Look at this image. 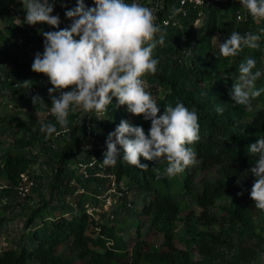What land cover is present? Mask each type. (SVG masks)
<instances>
[{
  "label": "trees",
  "instance_id": "1",
  "mask_svg": "<svg viewBox=\"0 0 264 264\" xmlns=\"http://www.w3.org/2000/svg\"><path fill=\"white\" fill-rule=\"evenodd\" d=\"M57 1L60 6L55 4L53 15L60 17L75 5V0ZM180 1L153 0L155 22L165 41L153 53L159 60L157 72L145 77L146 90L160 106L157 115L178 101L199 115L201 138L193 145L197 163L171 178L162 174L166 161L156 164L141 158L147 170L121 158L113 166L102 164L97 148L102 144L106 151L107 135L122 119L146 133L151 123L117 106L115 98L104 114L70 111L66 130L49 113L42 124H56L59 134L41 131L32 117L49 111L51 85L43 74L32 72L31 65L43 51L42 33L58 29L23 23L24 9L19 10L18 23L2 21V93L11 95L13 106L29 115L27 123L15 115L0 117V135L11 140L0 153V207L8 210L11 199L18 203L14 195L23 176L32 182L25 199L35 195L38 205H21L27 215L18 248L0 251V264H252L264 254V212L255 209L250 198L255 178L248 170L255 157L247 153V146L264 136V93L252 100L250 109L234 105L229 95L240 63L249 57L257 61L253 71L264 72V38L258 49L244 48L230 57L219 53V42L233 31L264 37V27L247 17L238 0H203L200 5ZM7 2L0 0L2 14ZM165 20L168 25H163ZM197 20L200 26L195 27ZM256 86L264 87V75ZM36 95L44 103H33ZM217 105H223V113L215 110ZM37 147L40 151L27 152ZM93 156L97 163L86 167L85 176L78 165H89ZM113 186L122 196L121 204L89 215L85 206L99 208ZM129 192L142 197L141 208L130 213L133 236L117 223ZM4 221L2 217L0 226ZM149 233L160 235L158 245L147 239Z\"/></svg>",
  "mask_w": 264,
  "mask_h": 264
},
{
  "label": "clouds",
  "instance_id": "2",
  "mask_svg": "<svg viewBox=\"0 0 264 264\" xmlns=\"http://www.w3.org/2000/svg\"><path fill=\"white\" fill-rule=\"evenodd\" d=\"M20 2L26 12L23 23H45L58 29L42 33L43 51L35 54L31 65V71L43 74L51 85L47 89L51 100L49 112L56 124L66 130L69 113L76 109L84 115L107 113L115 98L117 106H126L128 113L142 115L151 123L146 133L142 126L122 119L105 140L104 166H113L121 158L131 166L147 170L148 164L141 163V158L156 164L166 161L162 174L171 178L197 163L193 145L201 138L198 112L178 101L165 105L163 113L157 115L160 106L146 90L145 77L158 70L154 50L165 41L150 7L139 0H92L91 5L75 0V5L64 13L69 25L58 28L61 18L59 14L53 15L56 0ZM238 2L253 20L264 21V0ZM157 33L161 34L157 37ZM262 38L251 32L233 31L219 42V53L230 57L244 48L258 49ZM256 63L251 57L240 63L239 76L229 92L234 105L250 109L252 100L264 93V87L256 86L264 75L259 69L253 71ZM36 102L44 103L39 95L33 97V103ZM215 110L223 113V105H217ZM56 124L44 123L41 131L48 136L59 134ZM247 153L255 157L248 170L255 178L250 198L254 208L264 212V136L249 144Z\"/></svg>",
  "mask_w": 264,
  "mask_h": 264
},
{
  "label": "rangeland",
  "instance_id": "3",
  "mask_svg": "<svg viewBox=\"0 0 264 264\" xmlns=\"http://www.w3.org/2000/svg\"><path fill=\"white\" fill-rule=\"evenodd\" d=\"M8 2H11V3L8 4L6 10L3 11V14L2 12H0V28L2 27V21H5V22L9 21L13 23L18 22L19 10L23 9V5L20 2V0H10V1L8 0ZM139 2L150 7L154 12L153 0H139ZM198 26H200V23H197V24L195 23V27H198ZM9 51H10L9 52L10 55L14 53V50L10 49ZM1 77H2V67H0V117H4V116L8 117L9 115H15L20 121H23V119L25 120L26 117L29 115V113L25 110L14 107L13 103L10 100L11 95L2 93ZM79 110L80 109H76L75 111H79ZM49 113H50L49 111L43 112L41 114L35 113L32 117L34 124L36 126H41L43 122V118H45ZM27 121L28 120H25V123H27ZM10 143H11V140H8V138H5L4 135H0V153H2L5 150L4 148H8L9 147L8 144ZM38 151H40V147H37L31 151L29 150L27 152L35 153ZM95 160L97 159L95 158ZM206 174L211 176L212 172L206 171ZM27 198L29 199L27 200ZM27 198L22 201H18V203H14L13 199H11L9 201L11 203H10V208L8 210L1 209L0 207V219H2V217H4L5 219L3 224L0 226V251H2L3 249H7L9 247L18 248L19 239H20V235H21L22 227H23V222L27 215V211H23L22 209H20L21 205H23V207H28L29 205V207L32 206L34 208L35 206L38 205L36 202L38 200L36 199L35 195L34 197L30 198L28 196ZM37 198L39 199V197ZM107 198L108 199L110 198L109 201L116 200V204L114 205L113 203L111 206L108 207L107 204L105 203ZM119 198H122V196L113 186L112 191L106 192L105 199H101L99 201L98 207L102 212H108V211L110 212L111 210L115 209L116 205L121 204L119 203L120 202ZM125 198L126 199L124 202L125 203L124 208L119 211V220L117 223L119 226H123L126 231H131L130 233H127V234L130 236H133L134 231L129 230V229H130V225L133 222L134 218H133V215H131L130 213H132V211H134L135 208H141V198L142 197L141 196L138 197V195L135 196L133 192H129ZM1 199L2 198L0 196V204L2 203ZM123 220L127 221L126 224L123 223ZM142 233H145L144 227L142 228ZM146 237L147 239H149V241L157 245L161 241L160 235H155L153 233L152 234L149 233ZM179 245L180 244L178 243V246ZM252 264H264V254L260 253L257 256V258L253 261Z\"/></svg>",
  "mask_w": 264,
  "mask_h": 264
},
{
  "label": "built area",
  "instance_id": "4",
  "mask_svg": "<svg viewBox=\"0 0 264 264\" xmlns=\"http://www.w3.org/2000/svg\"><path fill=\"white\" fill-rule=\"evenodd\" d=\"M57 4H59V6H60V3L57 1L56 2ZM180 3H181V5H184V4H186V3H193L194 5H200V4H202L203 2H202V0H181L180 1ZM243 8V7H242ZM243 10L244 11H246L244 8H243ZM247 15V17H249L254 23H256V24H258V25H260V26H263L264 27V21H261V22H257V21H255V20H253L249 15H248V13L246 14ZM237 16H238V19H240L241 18V13H237ZM61 18V24H60V26H64V27H67L68 25H69V23H70V21L65 17V15L63 16V17H60ZM169 20H165V21H163V25H168L169 24ZM174 23V22H173ZM198 23V20L196 21V24ZM51 114V113H50ZM99 151H101V153L103 154V152H104V149H103V146H102V144H100L99 146H98V148H97ZM97 159V158H96ZM97 163V160H95V156L94 157H92V161H91V163L89 164V165H87V164H79L78 165V168L80 169V172L81 173H83L85 176L87 175V172H86V167H91L92 165H94V164H96ZM96 176L97 177H99L100 175L97 173L96 174ZM23 178V183H22V185H20L18 188H17V190H16V194L14 195V201H22V200H24L25 199V197L29 194V192H30V189H31V187H32V182L31 181H29L28 179H27V177H25V176H23L22 177ZM78 193H83V190L82 189H79L78 190ZM110 200V198L108 199H106V201H105V203L107 204V206L109 207V206H111L113 203H114V201H109ZM3 203V202H2ZM85 208H86V211H87V213L89 214V215H92V213H97V214H99V213H102V211L99 209V208H97V207H92V206H90V205H86L85 206ZM107 208V207H106Z\"/></svg>",
  "mask_w": 264,
  "mask_h": 264
}]
</instances>
